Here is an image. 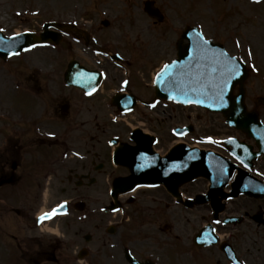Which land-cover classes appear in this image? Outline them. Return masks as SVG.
<instances>
[{"label":"flooded vegetation","instance_id":"flooded-vegetation-1","mask_svg":"<svg viewBox=\"0 0 264 264\" xmlns=\"http://www.w3.org/2000/svg\"><path fill=\"white\" fill-rule=\"evenodd\" d=\"M31 65L34 69L30 71L37 72L40 64L31 63ZM145 85L147 86L146 83ZM22 86L23 93L27 97L30 96L29 102L31 98H34L39 109L36 116L32 115L31 111L10 114L4 126V130L9 131L6 133L10 138H6L7 136L0 138V219L2 216L6 219L4 214L17 208L18 212L15 211V214L21 218L22 222V226L18 229L23 231L21 242L10 244L9 250L5 247L6 260L12 259L13 254L16 261H21L22 264H62V261L63 264L67 262L68 264H174L181 255L186 253L178 246L174 250L172 242L166 241L167 236H173L171 224L173 210L179 206L184 215L189 213L192 218L201 221L196 229H191L190 232L185 229L182 232L184 238L188 237L190 248L193 247L196 251L204 249L194 245L193 240L200 228L204 224H209L213 228L215 239L220 235L229 237L226 241L229 242L242 264L254 263L246 256L249 252L246 244L264 245V235H257L258 232H264V188L261 185V181L264 182V160L259 157L253 161L249 169H245L241 163L232 158L229 153L230 147H226L225 141L238 139L251 146L255 143L243 132L228 126L220 114L197 115L198 122L202 119L201 115L208 116L210 120L217 123V127L222 126L219 131L227 132L225 136H214L211 133L204 136L198 135L196 138L199 144L229 158L242 171L247 170L253 178L242 175L244 181L235 185L233 182L235 175L230 174L227 176L228 181H221L223 185H219L215 191L207 195L211 199L193 203L188 208L177 204L172 195L161 186L140 187L125 196L118 195L119 199L116 200L117 206H115L109 188L112 187L114 179L126 176L129 172L124 167L113 165V147L109 146L110 141L116 138L118 145L132 142L135 144L138 141L148 144L149 140L141 134L138 132L133 134L134 127H144L154 133L159 143V150L164 151L168 145L160 143L163 138L157 132V128L151 129L146 125L154 123L155 127H161L157 126V119L153 117L157 114H150V116L134 114V119L138 117L143 121L132 127L128 125L130 117L123 119L117 118L118 114H110L109 118L117 119L110 123L108 114L105 120L101 114L97 113L92 117V111L85 110L84 114H81L84 104L94 99L103 86L90 96L74 88L76 93L73 92V97L78 99V105L74 109L75 114H57L59 113L58 103H54L51 111L45 114L50 107V97L57 91V87L39 72L32 74L30 80L24 79ZM185 109L180 108V110ZM62 115L70 116L73 121H78V124L81 122L83 125H88L85 129L80 127L83 130L80 132L83 143L78 142L77 136L70 141L69 149L75 154H70V158L64 164L58 157L60 152L57 154L50 149L54 140L60 141L58 135L61 132V118L65 119ZM257 115L264 124V114ZM184 116L186 119L189 117L187 112ZM98 117L102 120L101 127V124L96 121ZM162 120L170 124L171 115ZM187 125L175 126L186 127ZM1 126L0 122V128ZM169 126L172 134L175 126ZM53 127L55 129H49ZM11 128L18 134L16 138L12 139ZM44 131L52 132L56 136L48 138L44 136ZM107 131L112 133L108 134ZM163 133L167 135L165 131ZM93 140L96 142L94 143ZM95 147L98 150H95ZM77 153L81 157H78ZM70 161L74 163L71 164ZM65 169L68 174H61V171ZM224 171L227 172V166ZM58 183H65L68 186L60 187L61 191H68L70 194L67 207L68 219L64 218L61 222L57 221L52 226L49 225L45 230L48 234L38 232L34 229L32 217L29 216V198L34 196L39 198L38 192L44 184L49 191L53 188L58 190ZM180 189L184 198L195 200L198 196L206 195L209 188L208 182L204 178H199L186 183ZM13 197L20 199L19 206L11 205ZM35 205L38 204L35 203ZM61 230L62 235L69 236L71 247L69 255L62 253L61 240L52 235L55 233L59 235ZM3 234L5 237L13 236L7 231H3ZM205 234L211 239L207 232ZM1 236L0 234V239H2ZM202 238H205V235ZM3 241L7 242L5 239ZM3 241L0 240V247H4ZM240 246H244L245 251L240 250ZM13 247L16 250L11 254L10 250ZM209 247L214 249L216 255L229 263L218 246ZM0 264L6 263L2 259Z\"/></svg>","mask_w":264,"mask_h":264},{"label":"rangeland","instance_id":"rangeland-1","mask_svg":"<svg viewBox=\"0 0 264 264\" xmlns=\"http://www.w3.org/2000/svg\"><path fill=\"white\" fill-rule=\"evenodd\" d=\"M144 1L0 0V30L6 35H12L26 28L33 29L31 28L33 25L38 30L37 34H39V30H41L39 27L42 22L57 20L58 22L71 23V20H74L79 23L78 27L91 32L97 43L88 42V46L85 47L83 44L84 40L81 38L82 41L80 43H75L72 40L71 42L68 41V44L61 42V47L57 50L58 53H54L53 49L47 47L34 50L31 52L32 54L28 53L29 55L26 53L24 54V58L19 56L10 59L7 63L1 64L0 62V85H3L0 87V106L12 114L28 113L31 111L33 113L32 115L36 116L39 105L34 98H31V102H29L28 97L30 98V96L28 95L27 97L22 89L15 90L11 83L13 79L18 83L23 82L24 79L30 80L32 74L37 73L36 71H30L32 68L31 63L40 64L39 68L45 74L51 73L53 80L61 79L62 70L71 58L87 66H93L95 64V58L98 56L94 55L92 47L98 44L102 48L108 49L110 53L117 52L121 54L124 56V59L129 55L133 58L129 62V66H127L129 68H126V70L130 72L131 77L134 76L136 78L134 80L135 86L138 84L137 80L145 79L143 82L148 87L144 84L139 90V92L145 94L151 88L150 78L152 74H155V69L161 65L162 61L169 60L174 56L173 52L176 41L180 37L183 28L194 26L202 30L206 37L214 38V40L223 43L230 54L237 55V57L244 60L246 69L248 70V77L246 79V104L248 109L254 108L256 98L264 96V0H150L153 6L165 15V21L163 22H157L143 12ZM34 14H37V16ZM102 19H107L109 22H112L110 27H103L101 25ZM144 38H146L151 47H155L152 60L150 61L152 64L148 68H146L145 62L147 61L143 59V55L140 56L139 51H136L139 48H145ZM69 44H72V47ZM100 57L104 59V57ZM140 63L145 64V69L139 67ZM104 65L109 75L107 74V79L103 83L101 92L94 99H90L89 103L84 104V109L81 114H84L85 110L92 111V117L97 113L101 114L105 120L107 114L108 116L110 115L113 107L110 105L103 106L104 99L108 96L111 98L113 93H115L116 88H118V81L123 77V74L121 70L109 61H104ZM10 73H15V75ZM73 92L76 93L74 90ZM57 93H60V91H55L54 95L50 97V107L47 109L46 114L51 111V106L54 103H58L59 106L60 101H58V97H55ZM68 98L70 100V114H72L78 105V99L76 97L74 98L72 93L68 95ZM136 109L132 112L133 115L129 116L130 118L128 120L130 123L128 125L134 126L139 122L142 123L141 121L143 120H139L138 117L136 119L133 118L135 117L134 114L165 115L172 113L173 116L171 115L170 124L164 122V120L157 121L158 126L161 127H155L154 123H151V125L146 124L151 129L157 128V132L163 138L160 142L163 145L169 146L175 140H181L175 139L174 135L170 133L169 125L192 124L194 128L193 132L182 139L187 142H193L196 136H204L207 133H211L214 136H225L227 134V132L219 131V129H222V126L217 127V123L210 120L208 116L203 117L201 115L202 119L198 122L196 120L198 114H210L199 108L189 107L185 110H180L178 107H175L171 113L169 108H164L162 105L157 106L155 109H148L147 106L137 107ZM256 111L258 114H264L262 106L257 107ZM186 112L189 116L187 119L184 116ZM0 113H4L2 108H0ZM57 114L63 113L60 112ZM62 116L65 117V119L62 118L65 121L61 122L63 124L61 125V129L66 131L64 139H73L77 136L78 142L83 143V138L80 133L83 130L80 127H84L85 129L88 125H83L81 122L78 124V121H73L70 116ZM96 121L101 124V127L102 120L98 117ZM3 126H6L5 122H3ZM3 126L0 128V138L7 136L8 133L6 132H9L8 130H3ZM49 129H55V127ZM163 131L167 135H164ZM11 133L12 139L18 135L14 132L13 128H11ZM107 133H112V131H107ZM6 138L10 137L7 136ZM93 142L95 143L96 141L93 140ZM62 148L63 143L56 140L53 141L50 147L51 151L54 153L57 152V154ZM95 148V150H98L97 147ZM70 162L71 164L74 163V161ZM61 174L67 175V169L62 170ZM61 185L63 186V184ZM57 191L53 189L49 192L48 190V194L43 201L35 198L36 196L30 197L29 208L31 215H34L43 207H49L60 198L70 197V194H60ZM19 201V198L13 197L11 205L17 207L20 205ZM38 201L39 206L33 207L35 203L38 204ZM180 213L178 208H174L171 221L174 226L172 228L174 233L179 235L185 229H188V232H190L191 229H196L199 226L200 223L193 222L194 220H185ZM4 215H6V219L0 220V224H2L0 234L2 235L1 240L3 241L5 239L7 242L5 243L3 241L5 245L4 247H0V260L3 259V262L6 264H22L21 261H16L15 256L12 254L16 250L14 247L10 250L12 259L6 260L5 256L10 244L14 245L21 242L23 231L17 232L16 237H5L3 234V231L13 233L14 224L16 223L21 227V218H18L15 212H6ZM65 219L67 220L68 218ZM62 220L61 218L55 221L61 222ZM43 231H45V228ZM38 232L42 231L38 229ZM257 235L263 236L264 232H258ZM182 242L186 246L189 243V239H183ZM65 246L62 248L63 253L70 254L71 249L69 244ZM246 248L249 251L246 255L248 259L253 260V264H262L264 260V245L261 246L260 243H248L246 244ZM240 250L245 251V247L240 246ZM218 258L220 259V256H216L213 253L210 257L205 253L200 256L195 254V258L192 261L184 258L183 260H178L175 264H215L214 259ZM217 263L223 264V258L217 261Z\"/></svg>","mask_w":264,"mask_h":264},{"label":"water","instance_id":"water-1","mask_svg":"<svg viewBox=\"0 0 264 264\" xmlns=\"http://www.w3.org/2000/svg\"><path fill=\"white\" fill-rule=\"evenodd\" d=\"M184 37L188 38V43L183 48L178 47V59L169 65L165 74L156 77V97L169 98L172 96L173 100L183 103L185 100L191 103H196L197 100L203 101L196 104L210 110L221 111L229 124L243 130L248 135H255L257 133L255 113L247 112L243 102V81L246 78V71L242 63L229 58L220 45H212L209 41L197 52V43L202 44L204 39L196 30L188 31ZM30 42L32 40L21 42L18 50L27 47ZM2 43L6 44V41L0 37V45ZM11 53L13 50L0 46L2 58ZM72 68L73 66L69 67L70 70ZM236 85H239V94L233 96L232 90ZM259 101L264 104V98H260ZM137 151L141 153L134 151L133 155H135L138 169L134 170L128 179V188L141 182L154 184L167 181L161 173L168 169L178 171L176 178L171 182L173 189L175 185L190 181L200 175L213 176L215 174V163L217 162L214 161L213 155L202 151L177 146L163 159L151 156L152 161L148 165H142L143 161H141L143 159L149 161L147 156L150 154L145 153L148 151L147 147ZM232 153L242 161L245 159L250 161L257 155L256 153L250 154L246 149H242L241 153L234 149ZM246 163L250 164V162ZM222 165L226 166L225 161ZM239 179H243V176L237 181Z\"/></svg>","mask_w":264,"mask_h":264},{"label":"snow or ice","instance_id":"snow-or-ice-1","mask_svg":"<svg viewBox=\"0 0 264 264\" xmlns=\"http://www.w3.org/2000/svg\"><path fill=\"white\" fill-rule=\"evenodd\" d=\"M0 31H2V30H0ZM207 43H208L207 40H203L202 44L197 43V45H196L197 52H199L203 48V45H206ZM168 69H169V65L165 64L163 66V68L160 69V72L157 75L165 74L168 71ZM237 74H238V72H237ZM124 83H127V81H124ZM225 83H226V81H225ZM93 91H95L94 88H93ZM172 98H173L172 96H169V99H172ZM202 102L203 101H199V100L196 101V103H202ZM184 103H191V101L185 100ZM49 135H52V133H49ZM209 139H211V138L209 137ZM65 203L66 202H61V203L57 204L56 206L52 207L50 211L42 212L40 214V216L38 217V221H43L45 219H52L56 215L63 214Z\"/></svg>","mask_w":264,"mask_h":264}]
</instances>
